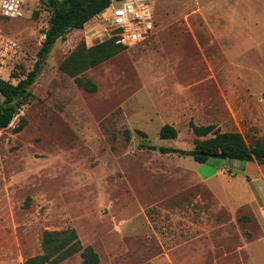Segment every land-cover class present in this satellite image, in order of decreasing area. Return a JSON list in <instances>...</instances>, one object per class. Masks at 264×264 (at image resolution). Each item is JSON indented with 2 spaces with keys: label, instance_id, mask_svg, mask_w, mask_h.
Masks as SVG:
<instances>
[{
  "label": "rangeland",
  "instance_id": "rangeland-1",
  "mask_svg": "<svg viewBox=\"0 0 264 264\" xmlns=\"http://www.w3.org/2000/svg\"><path fill=\"white\" fill-rule=\"evenodd\" d=\"M150 3L149 39L78 73L95 91L60 65L104 40L100 14L55 41L0 128V264H23L45 230L66 227L96 264H264V164L159 151L193 148L192 124L264 138V0ZM51 14L29 0L23 17H0L19 45L16 78L33 67ZM165 123L176 137H159ZM57 264H82L80 252Z\"/></svg>",
  "mask_w": 264,
  "mask_h": 264
},
{
  "label": "trees",
  "instance_id": "trees-1",
  "mask_svg": "<svg viewBox=\"0 0 264 264\" xmlns=\"http://www.w3.org/2000/svg\"><path fill=\"white\" fill-rule=\"evenodd\" d=\"M51 10L48 25L43 29L45 37L37 50V59L33 67L22 78L14 72L7 80L0 81V128L9 125L13 117L18 113L20 106L28 101V88L37 76L41 62L46 57L52 45L59 38H65L71 29H80L85 22L105 9L111 0H42ZM123 47L116 42L115 37L105 38L89 47L84 43L66 58L60 68L75 77L76 83L83 89L92 92L96 90V84L89 78L78 76L84 69L95 66L115 55ZM16 78L17 81L12 79ZM192 130L196 135L194 146L191 149L170 148L160 146L161 153L177 152L189 154L198 162H207L213 154L224 153L227 158L249 160L252 156L259 164H264V138H257L248 143L243 134L236 130H218L214 124H192ZM22 124L16 127L21 129ZM128 130H125L126 135ZM137 132L144 134L143 131ZM159 137L173 138L177 136L176 128L165 123L159 129ZM218 158V157H217ZM40 253L27 257L23 264H57L70 255L80 252L82 264H96L99 261L98 253L90 245L83 246L77 232L72 227L59 230H45L41 239Z\"/></svg>",
  "mask_w": 264,
  "mask_h": 264
},
{
  "label": "built area",
  "instance_id": "built-area-1",
  "mask_svg": "<svg viewBox=\"0 0 264 264\" xmlns=\"http://www.w3.org/2000/svg\"><path fill=\"white\" fill-rule=\"evenodd\" d=\"M28 1L0 0V17H23ZM98 14L105 38L115 37L117 43L126 47L148 39L156 25L150 0H111ZM18 51L17 41L0 31V81L9 79L14 72Z\"/></svg>",
  "mask_w": 264,
  "mask_h": 264
},
{
  "label": "crops",
  "instance_id": "crops-1",
  "mask_svg": "<svg viewBox=\"0 0 264 264\" xmlns=\"http://www.w3.org/2000/svg\"><path fill=\"white\" fill-rule=\"evenodd\" d=\"M155 27H156V25H155ZM152 35H153V33L150 35V37H151ZM150 37H149V38H150ZM149 38H148V39H149ZM104 39H105V38H104ZM146 40H147V39H146ZM218 170H219V168L217 167V169H216L215 172H213V173H211V174H210V173L207 174V176H205V178H211V176H212L213 174H216V172H217ZM238 183H239V182H238ZM238 183L235 184V187H234V190H233V191H234V195H232V196H236V197H234L235 200H239V192L236 191L237 189H239V188H238ZM231 186H232V185H230V187H231ZM233 208H234V209L237 208V205H235Z\"/></svg>",
  "mask_w": 264,
  "mask_h": 264
},
{
  "label": "water",
  "instance_id": "water-1",
  "mask_svg": "<svg viewBox=\"0 0 264 264\" xmlns=\"http://www.w3.org/2000/svg\"><path fill=\"white\" fill-rule=\"evenodd\" d=\"M89 1H91V0H89ZM212 156L222 158V159L226 158V155L224 153H217V154H213ZM250 159H253V157L251 156Z\"/></svg>",
  "mask_w": 264,
  "mask_h": 264
}]
</instances>
